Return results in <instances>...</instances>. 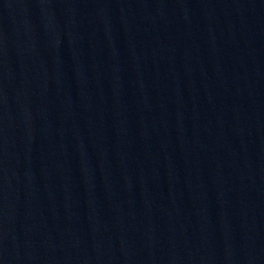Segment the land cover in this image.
<instances>
[{
  "label": "water",
  "instance_id": "1",
  "mask_svg": "<svg viewBox=\"0 0 264 264\" xmlns=\"http://www.w3.org/2000/svg\"><path fill=\"white\" fill-rule=\"evenodd\" d=\"M0 264H264V0H0Z\"/></svg>",
  "mask_w": 264,
  "mask_h": 264
}]
</instances>
